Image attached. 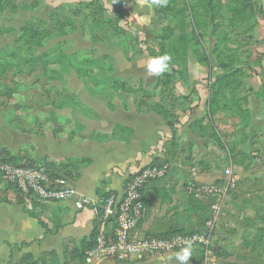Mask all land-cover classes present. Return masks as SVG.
Returning <instances> with one entry per match:
<instances>
[{
	"label": "rangeland",
	"instance_id": "rangeland-1",
	"mask_svg": "<svg viewBox=\"0 0 264 264\" xmlns=\"http://www.w3.org/2000/svg\"><path fill=\"white\" fill-rule=\"evenodd\" d=\"M219 1L221 12L214 14L209 13L207 0H169L167 7L155 8V13L161 17L163 31L159 32V42L162 44L150 43L148 47L161 50L160 55L170 54L173 60L165 72L166 77L171 71L178 70L174 86L189 88V94H179L177 99H171V103L176 107L187 106L190 111L201 105V112L200 117L187 127L195 134L193 141L185 139L182 132L174 131L177 135L175 146H169L174 170L167 164L160 166L165 175L145 193L146 213L138 234L150 236L204 230L217 198L207 195L198 198L186 189L187 185L225 186L230 180L232 185L219 202L218 220L208 246L211 253L206 254L201 248L193 250L190 264H264V12L259 11L260 5L264 8V0ZM37 2L14 1L16 6L24 8H32ZM104 10L99 4L88 1L76 6L66 4L64 14L69 17L70 24L61 31L65 32L62 36L52 25H43V21L31 23V32L37 33L36 41L43 46L35 52L53 49L62 42V47L55 50L53 56L62 52L71 58L80 50H93L81 60L96 59L106 71L108 62L103 60L102 51L82 48L90 43L81 39L101 41L104 35L118 32ZM24 12L14 14L6 10L0 23L19 25L30 14ZM14 30V34L0 37V46L13 44L15 36L19 35L17 29ZM118 34L129 36L120 31ZM6 53H9L8 49ZM30 54L28 51L26 56ZM18 55L21 56L13 60L20 64L23 50H19ZM68 62L63 58L64 65ZM69 68L72 73L62 74L63 82L47 80L48 69L42 62L32 69L21 65L20 74L13 77L9 73L6 79H1L0 88L6 83L8 87H17L19 93L10 97L0 94V120L3 115L8 119H5L7 124L13 118L15 127L30 128L29 116H35L37 122L43 120L41 114L52 102L66 99L75 106L74 89L82 86L83 79L80 82L75 78V68ZM90 70L88 78L91 81L100 87L110 86L121 96H127L125 93L130 88L126 86H149L132 80H115L112 75L107 77L105 71L99 72L97 67ZM218 77L223 78L222 84L216 82ZM168 81L172 83V79ZM51 86L69 87L59 90ZM168 89L166 97L171 96L169 86ZM148 91L143 93H153ZM9 156L7 150L0 149V159L12 160ZM227 169L231 171L230 176L226 174ZM8 185L0 177V186L9 188ZM15 194L20 201L28 202L17 191ZM44 210L41 207L39 212ZM24 244L28 243L13 246L10 255L0 254V264H140L146 260L120 263L102 259L87 263L83 258L86 243L79 245L67 240L61 251L47 248L46 244L24 250ZM171 257L176 260L174 255Z\"/></svg>",
	"mask_w": 264,
	"mask_h": 264
},
{
	"label": "crops",
	"instance_id": "crops-1",
	"mask_svg": "<svg viewBox=\"0 0 264 264\" xmlns=\"http://www.w3.org/2000/svg\"><path fill=\"white\" fill-rule=\"evenodd\" d=\"M83 1L90 0H38L32 8H24L22 5L18 7L12 3L9 6L13 8L14 14L24 11L30 14L19 25L5 22L0 23V28L17 29L18 34V30L26 23L49 22L51 14L58 7L66 4L76 6ZM95 1L102 5L112 20L129 36L124 33L125 36L121 37L110 32L101 41L81 37L84 42L90 43L82 48L101 50V55L109 56L114 79L132 80L149 86H126L130 90L125 93L127 96H121L110 86H87L74 75L82 82V86L74 89L77 102L75 106L66 99L52 102L46 106L47 111L41 114L43 120L37 122L35 116H29L27 123L32 125L30 128L15 127L13 118L7 124V118L2 115L1 150H7L13 161L42 164L56 174V177L67 179L70 185L95 205L76 210L71 202L39 201L36 202L38 204H32L31 200L23 202L16 194L14 196L16 189L12 185L9 184V188L0 186L1 256L10 255L11 248L21 246L23 242L28 243L22 245L24 250L36 249L46 244L47 248L54 247L61 251L62 244L67 240L78 244L87 239L94 229L101 193H120L124 180L134 169L149 164L156 158L165 160L173 171V161L166 153L168 142L180 132L185 139L193 141L195 134L187 127L200 117L201 105L191 111L187 106H174L171 99H177L179 94H189V88L169 86L171 98L166 97L165 91L169 94L168 86H153L158 76L149 75L146 68L147 61L152 57L147 48L150 43L156 42L162 31L160 15L155 13L154 8L149 9L142 0ZM117 7L126 10L125 20H116L114 10ZM143 17H149L150 22L143 23ZM18 36H15L16 39ZM50 81L63 82L64 78ZM51 87L63 90L69 86ZM12 89L14 92L11 95L2 94L4 91L0 94L10 97L19 93L17 87ZM146 90L153 93L144 94L143 91ZM28 108L30 109L29 106ZM155 109L171 112L172 120L165 121ZM169 122L174 123L172 127L167 124ZM173 130L177 132L174 133ZM151 186L152 184L145 189V200V193ZM41 207L45 210L40 213ZM32 211L34 214H30ZM141 223L137 228L138 233ZM171 254L174 255L169 253L151 256L140 264H179L177 260L168 259Z\"/></svg>",
	"mask_w": 264,
	"mask_h": 264
},
{
	"label": "built area",
	"instance_id": "built-area-1",
	"mask_svg": "<svg viewBox=\"0 0 264 264\" xmlns=\"http://www.w3.org/2000/svg\"><path fill=\"white\" fill-rule=\"evenodd\" d=\"M230 176L231 171L226 170ZM165 171L160 166L142 165L134 169L124 180L120 193L111 194L102 205L103 214L94 245L85 253V261L92 263L102 259H112L120 263L137 261L159 254L175 253L184 241L191 240L193 250L202 249L210 254L211 239L215 222L220 210V200L226 195L227 185H201L189 183L186 189L196 197L203 195L217 198L211 206L210 218L204 230L183 235L173 234L168 237L141 236L137 228L145 217L146 207L144 192L147 186L161 181ZM0 177L13 185L27 200L36 199L44 203L71 202L76 210L95 205L90 199L80 194L63 177H49L40 165L21 166L0 161ZM97 206V207H98ZM107 226L110 229H107Z\"/></svg>",
	"mask_w": 264,
	"mask_h": 264
},
{
	"label": "trees",
	"instance_id": "trees-1",
	"mask_svg": "<svg viewBox=\"0 0 264 264\" xmlns=\"http://www.w3.org/2000/svg\"><path fill=\"white\" fill-rule=\"evenodd\" d=\"M14 1L15 0H0V15H2L6 10L13 12L14 11L13 8L9 9V5L14 3ZM88 3L98 4V2H96L95 0H90V1H88ZM206 3H207V5L209 4L207 6L209 13L214 14V13L221 12V10L219 8L221 7L222 4L220 3L219 0H207ZM80 4H82V2ZM80 4H78V5H80ZM99 7H100V9L104 10V8L102 7L101 4H99ZM259 8H260L259 11L264 12L263 6L260 5ZM154 10H155V8H154ZM114 11L117 15L116 20H118V19L125 20L127 18V12L123 8L117 7L116 10H114ZM110 17L111 16H108V20L113 22V29L116 31L118 30V32L120 31L122 33L127 34L126 31L121 29L116 24V22H114L112 20V18H110ZM240 17L241 16H239V18ZM68 19H69V17H66V15L64 14V5H62V6L57 8L55 13L51 14L49 22L46 23L43 21L42 23H43V25L47 24V26L52 25L53 28H55L58 32H60L59 36H62L63 34H65V32H61V31L63 29H65L66 24H70V21ZM67 21H68V23H67ZM31 26H32L31 22L26 23L25 26H23L21 28L19 36L15 40V42H13V44H10V45L4 44V45L0 46V80L6 79L7 75L9 73H11L13 77H15L17 74H20L21 73V65L25 64L26 66L29 67V69H32L33 66L42 62V65L47 66V69H48L47 70V79H50V80L61 79L62 74H64V73L71 74L72 73V70H70L69 67L73 66V68H75V71H76L75 72L76 76L81 80L83 79V83L85 85L99 86V84L97 82L91 81L88 78V77H90V73H91L90 69L92 67H97L99 72H104L105 68L102 66V64H100L98 61H96V59L88 58V60H81L84 57H88L87 55L90 52H92L93 50H89V51L88 50H80V51H78V53L76 52L77 54L74 57H71V58L65 57L62 52L60 54H57L56 56H53L54 51L58 50L60 47H62V45H63L62 44L63 42H62V43H58L57 47L55 46L53 49H47V50L37 54L35 52V50L40 48V47H43V46H41L40 42L36 41L37 33L31 32V30H30ZM214 27L218 29L217 25H215ZM215 28L213 30L217 31V29H215ZM13 31L14 30L12 28H9V27L0 28V37L7 35V34H11ZM162 31H163V28H162ZM48 32H49V30H47L46 33H48ZM118 32L113 31L114 34H118ZM159 34L156 38L157 45L162 44L161 42H159ZM25 38L27 39V41L24 40ZM47 39H48V37H47ZM7 49L9 50V53L8 54L6 53V55H5L4 53ZM19 50H23V56L21 57L20 64L17 62H14V60H13L14 58H17V56L18 57L21 56V55L20 56L18 55ZM28 51L31 52V54L26 56ZM147 51H148V54L151 55L152 57L161 54V50H157V49L151 48V47H148ZM21 54H22V52H21ZM179 55H181V54H179ZM63 58H67L69 60L67 66L63 64ZM103 60L108 62L107 66H106L105 75L107 77H108V75L109 76L112 75V77H113V68H112L111 58L107 55H103ZM54 65L56 67H54ZM49 67H54V68H49ZM57 67H58V69H57ZM55 70H57V71H55ZM178 73H179L178 70H173L170 72L168 77H166L165 73L161 76H158L157 82L153 86H174L175 81H173V80L175 79V75H179ZM222 77H218L216 82H219L222 84V81H223ZM168 79H172V83L169 82ZM15 85H17V83H15L14 86ZM2 88H3V90H0V93H1V91H4L2 93L4 95H11L14 92L12 87L11 86L8 87L6 85V83L4 84V86H2ZM2 104L5 106L4 103H2ZM155 110L163 116L165 121L172 120V115L167 110H165V109H161V110L155 109ZM210 110H211V108H210ZM211 115H212V110H211ZM172 122H169L167 124L170 127H172V125L174 124ZM175 140H176V138L173 136V138L168 142V144L166 146V153L168 154L169 157H170L169 146H175ZM0 161L9 162V163H13L16 165H21V166L40 165L43 167L42 164H38L35 162H22L21 163V162H16V161H12V160H5V159H0ZM164 164L166 165L165 160H162L161 158H156L153 161H151L148 164V166H162ZM43 168L49 177H56V174L50 172L45 167H43ZM111 194H116V192H103V193H101L100 194V200L106 199ZM31 201L39 202L36 199H31ZM102 214H103V208H102V205H99L98 210H97V219L94 221V229H93L91 235L87 239L79 242V245H81V243L82 244L86 243V246L83 249L84 261H85L86 251L94 245L95 237L97 236L99 228H100V221L102 219ZM209 218H210V213L208 215V220H209ZM107 229H110V227L107 226ZM195 232H199V231H195ZM186 233H194V232L181 230L178 232L163 233V234H158V235H153V236L168 237V236H171L173 234L183 235Z\"/></svg>",
	"mask_w": 264,
	"mask_h": 264
},
{
	"label": "clouds",
	"instance_id": "clouds-1",
	"mask_svg": "<svg viewBox=\"0 0 264 264\" xmlns=\"http://www.w3.org/2000/svg\"><path fill=\"white\" fill-rule=\"evenodd\" d=\"M142 3H146L149 9L164 8L167 7L169 0H142ZM142 22L148 23L150 22V18L143 17ZM172 60L173 57L168 53L151 57L146 64L149 75H163L169 70ZM192 256L193 246L191 240L184 241L183 246H181L179 250L174 253V258L179 262V264H190V257ZM172 258L173 257H168V259Z\"/></svg>",
	"mask_w": 264,
	"mask_h": 264
}]
</instances>
